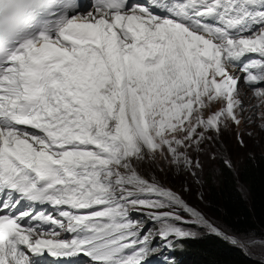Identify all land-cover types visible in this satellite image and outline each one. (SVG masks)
I'll list each match as a JSON object with an SVG mask.
<instances>
[{"label":"snow or ice","instance_id":"obj_1","mask_svg":"<svg viewBox=\"0 0 264 264\" xmlns=\"http://www.w3.org/2000/svg\"><path fill=\"white\" fill-rule=\"evenodd\" d=\"M242 83L264 101V0H0V264H176L188 224L264 248L138 170L199 182Z\"/></svg>","mask_w":264,"mask_h":264},{"label":"trees","instance_id":"obj_2","mask_svg":"<svg viewBox=\"0 0 264 264\" xmlns=\"http://www.w3.org/2000/svg\"><path fill=\"white\" fill-rule=\"evenodd\" d=\"M223 160L218 157L216 170L203 175L199 199L186 189L188 180L171 177L169 173L156 179L181 192L185 201L200 209L226 233L242 238L264 237V150L244 155L231 168ZM160 168L172 171L163 164ZM144 173L152 178L149 172ZM179 243L183 247H178L172 255L176 264H264V259L245 254L240 247L210 231H202Z\"/></svg>","mask_w":264,"mask_h":264},{"label":"rangeland","instance_id":"obj_3","mask_svg":"<svg viewBox=\"0 0 264 264\" xmlns=\"http://www.w3.org/2000/svg\"><path fill=\"white\" fill-rule=\"evenodd\" d=\"M230 69L231 70L233 69V71H231L233 72V74H237V75L240 74L239 64H237L235 67H232ZM240 98L244 101L245 105H248L249 107L243 113V118L241 119V123L239 126H236L235 124L229 122V127L225 129L221 133V135L219 137H216V139L212 142L210 150H206L204 154H201L200 159L202 160L203 163V169L199 175V182L194 181L189 174L179 172L173 168L170 173V170L167 172L164 169L156 168L155 166H140L138 168L140 173L143 176H145V178L148 179L150 178L144 173V171L149 172L152 177L154 176L155 178H159V179L163 178L162 174L169 173L168 175H170L171 177L175 175V178H180L181 180L184 181L188 180L187 183L189 184L187 185L186 189L189 191V193H191L192 196L199 199L201 196L200 189H201V183L203 181V175H205V172L211 171L212 169L216 170V163L218 157H221L223 159L226 158L230 160L232 166L235 167L241 161L244 155L251 154L255 151L264 150V101L254 96L253 89L243 83L240 85ZM257 105L258 107H256ZM214 107L215 109H218L220 105L216 104ZM208 114L209 113L207 112L205 113V115ZM209 135L215 136V133L210 132ZM241 140H243V143H241ZM211 152L216 153L215 159L212 158ZM160 184L163 185V183ZM163 186L171 188L173 191L181 195V192H179L178 190L173 189L168 185H163ZM240 186L243 188L241 184ZM185 202L190 207L194 208L197 212H199L204 217L205 220H208L200 209H198L196 206L192 204H189L187 201ZM180 215L183 216L186 220L193 219V217L190 214L184 211H181ZM211 224L218 227L212 222ZM184 227L191 229L196 234L202 231H209L206 226L197 225V224H188V225H184ZM229 235L233 236L231 234ZM256 238L264 239V237H256ZM154 243L158 244L160 243V241L157 239L156 241H154ZM248 253L255 257L264 259V248L253 247L248 250ZM170 255H174V252L170 253ZM156 262L159 263V257H156Z\"/></svg>","mask_w":264,"mask_h":264},{"label":"bare ground","instance_id":"obj_4","mask_svg":"<svg viewBox=\"0 0 264 264\" xmlns=\"http://www.w3.org/2000/svg\"><path fill=\"white\" fill-rule=\"evenodd\" d=\"M230 71H233V69H232V70L230 69ZM208 221H209V222H210V224H211V221H210V220H208Z\"/></svg>","mask_w":264,"mask_h":264},{"label":"water","instance_id":"obj_5","mask_svg":"<svg viewBox=\"0 0 264 264\" xmlns=\"http://www.w3.org/2000/svg\"><path fill=\"white\" fill-rule=\"evenodd\" d=\"M208 221V220H207ZM209 222V221H208ZM210 223V222H209ZM229 235V234H228ZM230 236V235H229Z\"/></svg>","mask_w":264,"mask_h":264}]
</instances>
